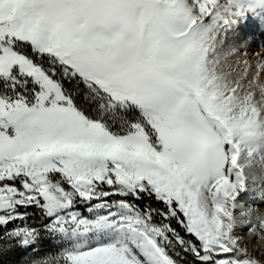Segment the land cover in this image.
Wrapping results in <instances>:
<instances>
[{
  "label": "snow or ice",
  "instance_id": "snow-or-ice-1",
  "mask_svg": "<svg viewBox=\"0 0 264 264\" xmlns=\"http://www.w3.org/2000/svg\"><path fill=\"white\" fill-rule=\"evenodd\" d=\"M249 28L264 0H0V261L264 264Z\"/></svg>",
  "mask_w": 264,
  "mask_h": 264
},
{
  "label": "rangeland",
  "instance_id": "rangeland-1",
  "mask_svg": "<svg viewBox=\"0 0 264 264\" xmlns=\"http://www.w3.org/2000/svg\"><path fill=\"white\" fill-rule=\"evenodd\" d=\"M243 35L245 37L248 36L246 38H249L251 40V43H250V45L248 47V51H247V59L249 60V62L253 66L251 71L255 72V70H256L255 65H256L257 61L260 60V59H264V32L256 31L255 29L249 28V29L245 30ZM254 53H259L260 55L256 56V55H254ZM243 58L244 57L241 56V59H243ZM235 60H236V58L233 57L232 62L235 63ZM262 76H264V73H262ZM241 202L245 204V207L254 206L258 211L264 212V202H261L259 200H255V199H252V198H248V197H246ZM237 215H238V213H237ZM247 231H248V227L247 226H238L235 229V234L239 236V235H241V233H247ZM242 244L248 246L250 251H252V254L254 256H258V253L255 252L254 249H256V248L264 249V241L255 240L254 238H252L250 236H247V235L244 236ZM50 250H54V249L45 248L42 251L44 253H47ZM9 259H11L10 263H8L6 261V259H4V262L2 261L1 264H19V261L23 259V256H10Z\"/></svg>",
  "mask_w": 264,
  "mask_h": 264
},
{
  "label": "trees",
  "instance_id": "trees-1",
  "mask_svg": "<svg viewBox=\"0 0 264 264\" xmlns=\"http://www.w3.org/2000/svg\"><path fill=\"white\" fill-rule=\"evenodd\" d=\"M9 258H10V256L6 258V261H7L8 263L11 262V259H9ZM2 261L4 262V260H2ZM2 261H0V264L2 263Z\"/></svg>",
  "mask_w": 264,
  "mask_h": 264
},
{
  "label": "bare ground",
  "instance_id": "bare-ground-1",
  "mask_svg": "<svg viewBox=\"0 0 264 264\" xmlns=\"http://www.w3.org/2000/svg\"><path fill=\"white\" fill-rule=\"evenodd\" d=\"M243 34H244V33H243ZM249 34H250V33H249ZM249 34H248V35H249ZM262 34H263V33H262ZM260 35H261V34H260ZM249 36H250V35H249ZM246 37H248V36H246ZM248 39H249V38H248ZM252 46H253V45H252ZM248 56H249V55H248ZM252 57H253V56H252ZM254 64H255V63H254Z\"/></svg>",
  "mask_w": 264,
  "mask_h": 264
}]
</instances>
